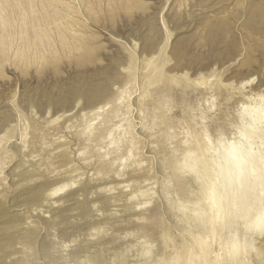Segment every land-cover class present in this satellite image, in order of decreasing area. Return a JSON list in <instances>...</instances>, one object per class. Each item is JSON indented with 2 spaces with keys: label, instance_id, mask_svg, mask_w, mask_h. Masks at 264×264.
Listing matches in <instances>:
<instances>
[{
  "label": "rangeland",
  "instance_id": "1",
  "mask_svg": "<svg viewBox=\"0 0 264 264\" xmlns=\"http://www.w3.org/2000/svg\"><path fill=\"white\" fill-rule=\"evenodd\" d=\"M53 1L0 0L14 50L32 56L5 53L0 34V264H186L193 242L179 202L193 200L184 191L196 183L180 185L168 162L178 163L187 147L207 149L222 129L236 137L240 105L264 94V0H72L80 12L72 45ZM124 88L116 107L131 106L137 167L151 165L155 176L144 184L127 174L133 157L102 170L98 153L107 142L99 151L77 136L87 127L82 113L107 104L91 123L97 127ZM58 136L85 176L50 196L63 183ZM140 189L150 197L134 200ZM58 198L66 205H55Z\"/></svg>",
  "mask_w": 264,
  "mask_h": 264
},
{
  "label": "bare ground",
  "instance_id": "2",
  "mask_svg": "<svg viewBox=\"0 0 264 264\" xmlns=\"http://www.w3.org/2000/svg\"><path fill=\"white\" fill-rule=\"evenodd\" d=\"M54 1L58 2L61 5L60 7L64 12L61 16L65 19V24H64L65 32H62V33L66 34V32L67 33L69 32V34L71 35V38H72L70 45H72V43H75L78 41V39L76 38V37H78V35H76L77 31L74 29V27L77 26V24H79L80 12L75 8L72 0H54ZM5 11H6V8H5ZM12 12H14V10ZM19 14L22 17H25L27 15V12L22 11ZM4 15L2 17V20L0 18L1 38L2 39H4V37L7 38V40H4L2 42L3 51L5 53L6 52L8 53V52L13 50V54L16 57H18L20 59H25V60L31 61L32 56H31V54L30 55L27 54L28 49H21L20 51H19V49L14 50L12 40H11V38L14 36L10 32V30L8 29V27L12 24V20L9 18L8 14L4 13ZM7 15H8V17H7ZM22 19H24V18H22ZM60 21H61V19H60ZM24 23H26V22H24ZM79 27H80V25H79ZM26 28H27V25H26ZM20 29H22V28L20 27ZM62 40H61V43H62ZM62 45H63V43H62ZM44 59H45L44 56L40 57V60H44ZM253 79H254V77H251V79H249V81H252ZM253 82H254V80H253ZM128 92H129L128 88H124L121 90L120 96L117 98V100L115 102V106L103 119H101V121L99 122V125L97 127L91 128V126H92L91 123L94 119L100 118V116L102 115L107 104L102 105V104L98 103L96 106H94L89 111L83 112L81 115V118L87 122V127L82 132H78L77 136L88 143L87 148L91 147L92 145L95 148H98L101 145V142H103V143L107 142V145L109 146V148H108L107 152H105L106 154H99L98 153L97 165H98V168H100L102 170H107V171L111 170L113 168V166L118 161H120L123 157H125V155L128 158L133 157L134 158V165H135L134 169L130 170V172H127V174L129 175L130 180L134 179V182L139 183V184H144V183H147V182L151 181L152 179H154L155 176H154V173L152 171V168L150 167L151 165L146 166L142 169H139L137 167V166H140L143 162L140 160V158L137 159V157L139 156V147H138L139 141H138L137 135L134 133L135 126L133 125V123L130 119V116H129L130 111H131V106L129 104H125L122 107L121 106L116 107L117 103L121 102V100H123L126 97ZM245 99H246V101L240 105V108L238 111L237 124L233 126L234 131H235L233 134L236 137H239V139L236 142V148L234 150L233 161L225 162V164L218 166V168L215 170L217 173V181L220 185V191L218 193L214 194L212 197V209H211V211H214L216 218L221 220V221H223L229 215L230 204L232 206H235V203L238 200L246 199V196H245L246 192H252L254 195V191H256L257 186H258V173L260 171L259 164H260V159H261V152H262V150H264V94H262V93H258V94H254V95L251 94V95L246 96ZM75 108H76V106H75ZM123 108H124V110H123ZM120 110H121V112H120ZM71 112L69 111V113H71ZM91 113H92V116L94 118L89 117V114H91ZM60 119H61V117H60ZM117 132H118V134H117ZM166 135H167V137H170L171 134L167 133ZM62 138H63L62 136H58L56 138V140L59 141V144H58V146H56L54 148V150H56L57 158H61L60 161L62 162V166L64 167L59 173V175H60L59 178L62 179V181H60V182H63V183L55 186L50 191H48L50 196H55V195L59 194L64 189H66L70 184L73 185L75 183V181H73L74 176H76V177L78 176L79 179H80V176L81 177L85 176L84 172L80 171L81 168H79L74 163V161L71 159V153L68 151V142L66 140L62 141ZM230 138H232V137H230ZM56 140H54V141H56ZM60 141H62V142L60 143ZM208 141H209V147H207V149H203L201 147H198L197 149L194 150L193 148L187 147L185 149V151H183L179 155L180 156V161L178 162L179 164L177 162L176 163L168 162V167L171 168V171H172L171 172L172 177H174V178L176 177L177 182H178V180H180L179 181L180 185L196 183V175L198 174V169L195 167V162H194L193 158H194V156L201 154L203 151L211 152L213 150V141L209 137H208ZM217 143H220V140ZM102 148L103 147H100V149L98 148L97 150L100 151ZM80 152L86 153L87 150H84L83 152L80 151ZM92 158H93V156L87 157L85 159L86 163L91 164L93 161ZM167 158H168V156H165L163 149L160 150L161 162L164 163ZM185 169L190 173V175H191V176H189L190 178L185 177L184 174H182ZM179 171L181 172V174H178ZM119 175H122V174L119 173ZM78 178H77V180H78ZM67 180H70L69 182H71V183H69V182L67 183L66 182ZM64 182H66V183H64ZM125 184H127V182ZM168 184H166V185H168ZM170 184L173 185L172 183H170ZM74 185H76V184H74ZM109 187H107V189ZM191 187L192 186L187 187V189L184 191V192H186L188 197L189 196L194 197V192H195L196 188L194 189ZM126 188H128V187H126ZM112 189L108 190V191H112ZM149 191H151V190H149ZM137 193H139L142 196L144 195L145 197L149 194V192H147L148 194L145 195L146 192L143 191L142 189H140L138 192H134L133 194H131V196L134 200H136L135 197L137 196ZM249 194H251V193H249ZM131 196H129V197L131 198ZM5 197H6L5 192H0V205L3 203L2 201ZM149 197H150V195H148V198ZM169 197H171V196H169ZM177 197H179V196H177ZM181 198H182V196H181ZM172 200H171V202H172ZM179 200L178 199L176 200L177 203L179 202ZM187 200H188L187 203H189V201H190L189 206L185 202ZM187 200H185V201L180 200L179 203L181 205L180 204L177 205L175 203L176 204V206H175V204H173V206H175V207L180 205V206H182V208H186L188 210L187 211L188 214L185 217L183 215L185 214L184 212H186V211L182 212L180 209V211L183 213V215H181V216L185 217L184 221L187 225V228L189 230L188 231L189 235H190L192 242H193V249L190 250L189 254L186 256L188 258L186 264H206V261H211L212 259L215 258L214 256H211V254H205V252L201 246L202 245L201 238L206 237L210 229L206 228L205 225L203 223H201L196 218V215H194V213H201V212L207 213L208 209L193 207L197 203V200L195 197L193 198V200H190V199H187ZM67 201L68 200L64 199V198H58L57 200H55L54 204L62 207L64 205H66ZM149 202H151V201H149ZM140 204H141V202H140ZM137 205H138V208L141 207L139 204H137ZM141 205L144 206V204H141ZM146 205H148V203H146ZM177 208L179 210V207H177ZM177 220H178V218H177ZM128 252H131V251H128ZM147 253L148 252H146L145 255ZM114 255L116 256L117 254L114 253ZM125 255H126V253H125ZM141 255H143V254L141 253ZM144 256H143V258H144ZM149 257L151 258L152 256L149 255ZM116 259H115V262H116ZM112 260H114V258ZM161 260L159 263L163 264V262ZM171 260H173V259H171ZM110 262H112V261H110ZM142 262H144V261H142ZM148 262L149 261L147 260L144 263H138V264H148ZM157 262H158V260H157ZM171 263H173V262L172 261L166 262V264H171ZM80 264H85V263L81 261ZM120 264H129V263L123 260V261H121Z\"/></svg>",
  "mask_w": 264,
  "mask_h": 264
},
{
  "label": "clouds",
  "instance_id": "3",
  "mask_svg": "<svg viewBox=\"0 0 264 264\" xmlns=\"http://www.w3.org/2000/svg\"><path fill=\"white\" fill-rule=\"evenodd\" d=\"M219 139L220 143H215ZM239 137L230 138L227 129L213 139V150L194 156L196 189L195 208L208 209L207 213H194L196 218L210 229L202 237L205 254L215 258L206 264H264V150L261 152L260 171L256 194L230 204L229 215L223 220L216 218L212 209V197L220 191L216 169L225 162L233 161L236 142ZM204 148H207L205 141ZM181 211H187L181 208Z\"/></svg>",
  "mask_w": 264,
  "mask_h": 264
},
{
  "label": "snow or ice",
  "instance_id": "4",
  "mask_svg": "<svg viewBox=\"0 0 264 264\" xmlns=\"http://www.w3.org/2000/svg\"><path fill=\"white\" fill-rule=\"evenodd\" d=\"M3 7V5L2 4H0V8H2Z\"/></svg>",
  "mask_w": 264,
  "mask_h": 264
}]
</instances>
